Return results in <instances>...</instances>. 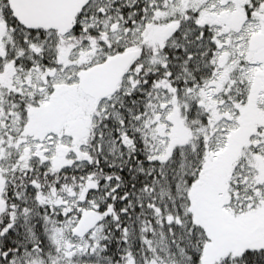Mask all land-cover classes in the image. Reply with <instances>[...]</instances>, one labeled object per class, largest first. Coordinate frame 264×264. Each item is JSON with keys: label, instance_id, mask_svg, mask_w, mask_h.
Wrapping results in <instances>:
<instances>
[{"label": "snow or ice", "instance_id": "snow-or-ice-1", "mask_svg": "<svg viewBox=\"0 0 264 264\" xmlns=\"http://www.w3.org/2000/svg\"><path fill=\"white\" fill-rule=\"evenodd\" d=\"M0 264H264V0H0Z\"/></svg>", "mask_w": 264, "mask_h": 264}]
</instances>
